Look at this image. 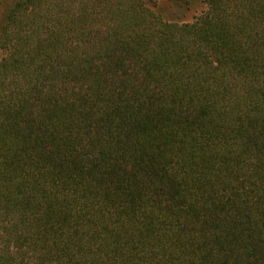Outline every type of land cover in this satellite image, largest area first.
I'll return each mask as SVG.
<instances>
[{"label":"trees","instance_id":"obj_1","mask_svg":"<svg viewBox=\"0 0 264 264\" xmlns=\"http://www.w3.org/2000/svg\"><path fill=\"white\" fill-rule=\"evenodd\" d=\"M179 1L8 9L0 264H264V0Z\"/></svg>","mask_w":264,"mask_h":264},{"label":"rangeland","instance_id":"obj_2","mask_svg":"<svg viewBox=\"0 0 264 264\" xmlns=\"http://www.w3.org/2000/svg\"><path fill=\"white\" fill-rule=\"evenodd\" d=\"M17 0H0V29L5 21V15L8 9L16 2ZM187 0H180L179 4L183 5L179 9V14L182 19L191 20L193 16L199 13L205 6L204 0H189V4L186 3ZM159 10L164 13L168 18L174 19L176 15L170 11V0H158Z\"/></svg>","mask_w":264,"mask_h":264}]
</instances>
